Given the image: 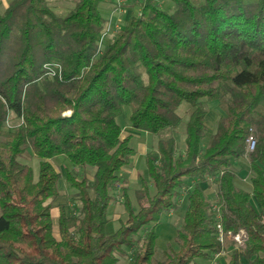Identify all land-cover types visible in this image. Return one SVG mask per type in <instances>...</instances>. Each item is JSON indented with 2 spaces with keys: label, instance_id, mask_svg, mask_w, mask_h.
Segmentation results:
<instances>
[{
  "label": "trees",
  "instance_id": "16d2710c",
  "mask_svg": "<svg viewBox=\"0 0 264 264\" xmlns=\"http://www.w3.org/2000/svg\"><path fill=\"white\" fill-rule=\"evenodd\" d=\"M72 1L63 16L47 0H10L0 13V264H208L228 251L224 264H264V0H170V11L140 0L139 16L103 51L99 6L112 0ZM55 64L60 79L42 78ZM201 99L226 111L206 146ZM182 103L192 107L184 153L176 155L173 138L157 143L138 177L137 207L122 188L126 219L112 231L113 186L134 156L117 122L122 108L131 109V128L154 135L182 125ZM10 113L18 122L7 129ZM250 129L256 144L246 155ZM27 151L36 175L21 161ZM60 156L81 205L72 214L60 206L54 219L62 175L50 160ZM244 158L250 191L234 183L233 161ZM74 168L93 169L92 179ZM210 178L213 203L202 187ZM182 191L174 246L154 263L156 228Z\"/></svg>",
  "mask_w": 264,
  "mask_h": 264
},
{
  "label": "rangeland",
  "instance_id": "374dc122",
  "mask_svg": "<svg viewBox=\"0 0 264 264\" xmlns=\"http://www.w3.org/2000/svg\"><path fill=\"white\" fill-rule=\"evenodd\" d=\"M10 0H6L5 3L8 5ZM124 2L121 5L113 4L111 9L121 12L123 14L114 15L111 19H108V23L111 27H117L109 29L107 24L104 27V32L102 34L100 51H103L105 46L113 42L118 31L124 26L125 22L128 20L130 16H139L140 14V0L137 3L135 0H123ZM248 2H254L255 0H245ZM48 5L54 11V13L58 16L65 15L70 9L73 7L72 0H47ZM159 8L164 11H170L173 4L170 0H156ZM5 3L0 1V13H2L6 8H4ZM108 4V3H107ZM124 12V13H123ZM121 16V17H120ZM125 18L126 20H124ZM121 19V22L119 23ZM119 23V24H118ZM110 35V37H108ZM43 77L50 81L60 79L62 76L61 66L59 64L55 65H46L43 70ZM199 102L203 103L206 107L207 113L205 117V126L206 132L205 137L202 140V146H206L210 136L215 131L216 122L220 117H224L226 115L225 105L223 102L216 101H207L205 99L199 100ZM192 112V107L188 103H182L178 109V114L182 119V125L177 129H165L157 134H149L139 130H135L129 125V115L131 113V109L129 107H123L121 115L118 117L117 122L122 128V138L128 137L130 138V147L134 150V156L131 161L130 167L123 169L120 175V181L116 182L113 186V194L114 201L110 205L108 209V219L110 220L111 230H116L119 227L121 221L126 219V215L124 213V208L122 206V188H126L129 197L132 200L134 207L136 208V200L134 196L135 190L139 188L138 177H146L145 170V157L148 154H154L157 152V143L162 139L173 138L176 144V155H182L185 150V124L188 121L189 115ZM257 113H264V98L262 99L260 105L257 108ZM70 114V111H65L62 113L63 116H67ZM18 122L15 119L13 114H9L8 120L6 122V128H12ZM23 163L28 164L32 167L35 175L37 174L38 169V159L32 156L30 151H27L24 154L23 159L21 160ZM50 162L54 165V167L61 173L62 178L58 182V188L60 190L61 196L57 198L53 203L52 216L54 219L58 216V208L63 206L67 214H72L77 212L80 208V201L77 195V192L71 189L68 184L64 181V176L66 174V169H72L68 159L65 156H60L50 160ZM232 169L236 174V178L234 180L235 185L243 189L244 191H250V177L251 173L248 168V164L246 158L237 159L233 161ZM77 177L81 179L83 176L87 177L89 180L92 179L93 169H81L74 168L73 170ZM203 190L208 196L209 200L214 201V194L216 191L215 184H211L209 182H204L202 184ZM185 191H182L180 194V199L178 200V208L176 210H172L170 212L165 213L162 216L160 224L157 226L156 231L158 234L157 240V249L156 254L154 256L153 262L155 263L157 260L161 259L163 251L167 248L168 245L174 246V238L176 235V231L182 225V216L185 208ZM252 204L258 210V206L254 199H252ZM56 231V228H55ZM56 238L59 236L56 234ZM237 237V236H235ZM235 237H230L229 240H235ZM240 237V236H238ZM140 244H138V248ZM228 251L227 253H229ZM227 253H221L218 257V264H224L228 261L229 257ZM127 259H121L119 264H127Z\"/></svg>",
  "mask_w": 264,
  "mask_h": 264
},
{
  "label": "built area",
  "instance_id": "2783aa9c",
  "mask_svg": "<svg viewBox=\"0 0 264 264\" xmlns=\"http://www.w3.org/2000/svg\"><path fill=\"white\" fill-rule=\"evenodd\" d=\"M113 4H116V5H121L124 1L123 0H112ZM100 48V46H99ZM255 144H256V140L254 138V135H253V130L250 129V134L246 140V155L253 152V150L255 149ZM213 178H210L209 181H212ZM213 212H214V215H215V218L216 220H220L221 216H220V213L218 211V208L216 206H213L212 208ZM217 228L218 230L220 231L219 233V240L220 242H223V234H222V230H221V227L220 225L218 224L217 225ZM240 237H235V240L239 243L240 242ZM218 257H219V254L215 255L214 258L208 263V264H218Z\"/></svg>",
  "mask_w": 264,
  "mask_h": 264
},
{
  "label": "crops",
  "instance_id": "0c3cea01",
  "mask_svg": "<svg viewBox=\"0 0 264 264\" xmlns=\"http://www.w3.org/2000/svg\"><path fill=\"white\" fill-rule=\"evenodd\" d=\"M0 1H3L4 3H5V1L6 0H0ZM137 3L139 2V0H135ZM112 4V3H111ZM110 3H108V4H101L100 6H99V12H100V14H101V16L106 20V24H107V27L109 28V29H112V28H115V27H117V25L115 26V27H111L110 25H109V23H108V19L110 18V16H111V19H112V17L116 14H118V12L119 11H117V9L116 10H113V9H111V5ZM5 7L4 8H6L7 7V5H6V3H5V5H4ZM124 13V12H123ZM119 15H122L123 16V14L121 13V12H119ZM121 17V16H120ZM124 20H126L125 18H123ZM121 22V19H120V21H119V23ZM118 23V24H119ZM108 37H110V35L108 36ZM52 213V212H51Z\"/></svg>",
  "mask_w": 264,
  "mask_h": 264
}]
</instances>
